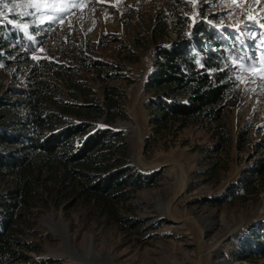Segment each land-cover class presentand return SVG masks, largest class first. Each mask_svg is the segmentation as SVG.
Instances as JSON below:
<instances>
[{
    "label": "rangeland",
    "instance_id": "1",
    "mask_svg": "<svg viewBox=\"0 0 264 264\" xmlns=\"http://www.w3.org/2000/svg\"><path fill=\"white\" fill-rule=\"evenodd\" d=\"M54 1L40 3L61 14L55 21L58 30L31 57L60 58L66 52L72 58L75 52L102 62L100 72L92 67L81 78L100 97L106 83L122 93L117 117L109 125L121 132L127 164L151 181L120 208L128 218L125 225L97 206L44 194L48 200L40 204L27 231L41 249L33 256L61 264H253L245 255L264 225V187L244 201L207 200L223 197L264 158V45L255 38L264 37V0H184L182 5L178 0ZM33 5L40 4L14 0L6 10V15L19 17L32 37L35 22L27 18L33 16ZM171 7L190 17L188 35L205 22L222 33H237L249 47V54L241 52L246 60L236 73L238 100L224 117L233 141L229 151L222 148L216 126L190 125L176 136L154 135L150 126L146 82L154 71L153 47L144 51L135 40L144 39L160 12H171ZM46 17L39 23L52 20ZM16 58L0 66L1 93L31 87L25 60ZM64 97L71 98L67 93ZM98 122L106 120L100 117Z\"/></svg>",
    "mask_w": 264,
    "mask_h": 264
},
{
    "label": "trees",
    "instance_id": "2",
    "mask_svg": "<svg viewBox=\"0 0 264 264\" xmlns=\"http://www.w3.org/2000/svg\"><path fill=\"white\" fill-rule=\"evenodd\" d=\"M1 1L0 66L13 55L25 60L31 87L0 92V264H61L51 257L35 258L32 253H39L40 245L27 235L40 204L48 200L44 194L97 206L109 219L125 225L128 218L120 208L150 183L151 176L127 164L129 152L119 142L121 132L109 125L117 117L122 93L106 83L100 97L81 78L83 70L92 67L100 72L101 61L74 51L70 58L64 50L66 56L60 58L31 57L55 36V21L61 16L57 9L52 6L49 11L44 2L33 0L40 5L29 7L33 16L27 19L35 22L32 37L14 12L6 15L14 0ZM172 8L160 12L144 39L135 40L144 51L153 47L154 71L146 82L150 126L157 136H176L190 125L216 126L222 148L229 151L233 141L224 117L238 100L236 73L246 60L241 52L249 54V47L237 33H222L205 22L188 35L190 17ZM46 16L52 20L39 23ZM255 38L264 45V37ZM100 117L105 124L98 122ZM242 140L241 135L240 148ZM261 187L264 158L223 197L207 201H244ZM248 246L247 260L264 264V225Z\"/></svg>",
    "mask_w": 264,
    "mask_h": 264
},
{
    "label": "water",
    "instance_id": "3",
    "mask_svg": "<svg viewBox=\"0 0 264 264\" xmlns=\"http://www.w3.org/2000/svg\"><path fill=\"white\" fill-rule=\"evenodd\" d=\"M50 227H53L52 225H49Z\"/></svg>",
    "mask_w": 264,
    "mask_h": 264
},
{
    "label": "bare ground",
    "instance_id": "4",
    "mask_svg": "<svg viewBox=\"0 0 264 264\" xmlns=\"http://www.w3.org/2000/svg\"><path fill=\"white\" fill-rule=\"evenodd\" d=\"M180 191H182V188L180 189Z\"/></svg>",
    "mask_w": 264,
    "mask_h": 264
}]
</instances>
